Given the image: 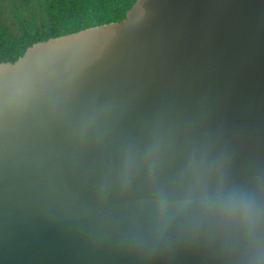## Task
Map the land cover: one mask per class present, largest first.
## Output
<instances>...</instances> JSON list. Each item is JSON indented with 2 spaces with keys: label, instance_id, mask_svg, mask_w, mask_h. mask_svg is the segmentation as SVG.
I'll return each instance as SVG.
<instances>
[{
  "label": "water",
  "instance_id": "obj_1",
  "mask_svg": "<svg viewBox=\"0 0 264 264\" xmlns=\"http://www.w3.org/2000/svg\"><path fill=\"white\" fill-rule=\"evenodd\" d=\"M160 111H199L264 159V0H136L121 22L1 63L0 264H103L76 194Z\"/></svg>",
  "mask_w": 264,
  "mask_h": 264
},
{
  "label": "clouds",
  "instance_id": "obj_2",
  "mask_svg": "<svg viewBox=\"0 0 264 264\" xmlns=\"http://www.w3.org/2000/svg\"><path fill=\"white\" fill-rule=\"evenodd\" d=\"M76 198L82 242L103 264H264V159L199 111L120 134Z\"/></svg>",
  "mask_w": 264,
  "mask_h": 264
},
{
  "label": "trees",
  "instance_id": "obj_3",
  "mask_svg": "<svg viewBox=\"0 0 264 264\" xmlns=\"http://www.w3.org/2000/svg\"><path fill=\"white\" fill-rule=\"evenodd\" d=\"M136 0H0V64L34 44L121 22Z\"/></svg>",
  "mask_w": 264,
  "mask_h": 264
}]
</instances>
